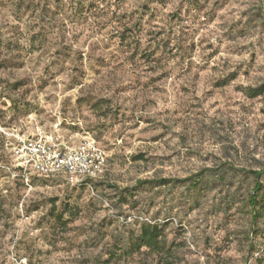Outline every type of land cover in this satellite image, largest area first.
Instances as JSON below:
<instances>
[{
    "label": "rangeland",
    "instance_id": "1",
    "mask_svg": "<svg viewBox=\"0 0 264 264\" xmlns=\"http://www.w3.org/2000/svg\"><path fill=\"white\" fill-rule=\"evenodd\" d=\"M260 87L264 0H0V264H264ZM38 131L98 142L93 191L7 173Z\"/></svg>",
    "mask_w": 264,
    "mask_h": 264
},
{
    "label": "built area",
    "instance_id": "2",
    "mask_svg": "<svg viewBox=\"0 0 264 264\" xmlns=\"http://www.w3.org/2000/svg\"><path fill=\"white\" fill-rule=\"evenodd\" d=\"M7 148L12 164L4 168L12 178H21L27 185L31 176L62 178L71 187L84 186L93 191L107 162L106 152L90 135L70 146L38 131L32 137H16Z\"/></svg>",
    "mask_w": 264,
    "mask_h": 264
},
{
    "label": "trees",
    "instance_id": "3",
    "mask_svg": "<svg viewBox=\"0 0 264 264\" xmlns=\"http://www.w3.org/2000/svg\"><path fill=\"white\" fill-rule=\"evenodd\" d=\"M264 94V87H260L258 89H253L251 93V98H257L259 96H262ZM250 174L255 178V187H254V193L251 195L249 199V204L254 210V221L257 220L258 213H256L257 206L264 200V198L259 197V193L262 190V184H261V178L264 176V168L261 171H251ZM201 175H197L195 178L200 177ZM53 179H61L62 178H53ZM193 179H186V181H191ZM23 181V180H22ZM65 181V180H64ZM24 182V181H23ZM66 182V181H65ZM173 181L162 179L159 181H145L140 182L139 185H145V184H158L160 186H166L171 184ZM67 183V182H66ZM68 184V183H67ZM69 185V184H68ZM167 248V243L164 239V233L162 232V229L158 225L153 224H147L142 223L140 233L138 236H136L128 249V254L133 253H139L142 252V250H146L149 253H154L156 255H161V253ZM260 254H264V249H262L258 254L257 257Z\"/></svg>",
    "mask_w": 264,
    "mask_h": 264
}]
</instances>
